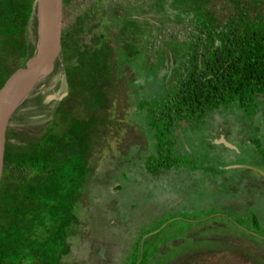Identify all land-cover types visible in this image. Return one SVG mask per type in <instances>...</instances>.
Returning <instances> with one entry per match:
<instances>
[{
	"label": "trees",
	"instance_id": "obj_1",
	"mask_svg": "<svg viewBox=\"0 0 264 264\" xmlns=\"http://www.w3.org/2000/svg\"><path fill=\"white\" fill-rule=\"evenodd\" d=\"M138 1L146 19L151 9L166 8L176 15L175 24L192 27L184 60L164 78L159 98L140 106L153 144L144 168L158 176L192 163L176 148L177 134L185 128L214 112L239 111L248 117L258 111L264 98V0ZM38 4L0 0V87L37 50ZM63 5L67 17L74 0H63ZM123 7L115 0H90L70 17L60 55L47 76L56 70L63 75L65 95L49 104L45 98L52 91L37 89L38 80L31 89L38 94L30 114L46 119L17 123L15 112L27 99L10 116L0 181V264H64L68 238L85 225L76 208L101 153L111 142L121 157L132 146L146 148V134L126 120L134 76L121 56L139 54L142 38ZM31 81L20 84L18 97ZM179 219L141 231L122 264H165L195 244L186 242L158 254L170 237L206 221L194 217L182 224ZM241 219L245 223L234 217L226 222L235 228L236 221L246 228L257 226L253 211ZM170 227L177 229L167 232Z\"/></svg>",
	"mask_w": 264,
	"mask_h": 264
},
{
	"label": "rangeland",
	"instance_id": "obj_2",
	"mask_svg": "<svg viewBox=\"0 0 264 264\" xmlns=\"http://www.w3.org/2000/svg\"><path fill=\"white\" fill-rule=\"evenodd\" d=\"M89 2L74 0L64 25ZM115 2L124 6L128 18L136 21L137 35L142 38L139 54L121 57L134 76L126 120L146 134L147 145L143 151L132 146L128 155L121 157L111 142L101 153L94 175L84 186L86 195L76 208L78 219L85 225L79 226L77 235L68 238L70 251L62 257L63 263L122 264L130 244L141 231L166 225L181 216L206 221L190 226L160 246L158 254L197 241L182 248L165 264H264V237L240 232L226 222L234 217L245 223L241 217L252 210L264 230V178L253 169L239 166L264 171V98L258 111L248 117L239 111L214 112L197 126L185 128L177 134L176 148L192 163L158 176L148 174L144 161L153 144L145 109L140 106L159 98L164 78H169L184 60L192 27L175 24L176 15L166 8L151 9L146 19L138 0ZM52 70L33 79L17 102L19 105L27 99L15 112L18 124H38L46 119V115L30 114L38 94L34 90H51L45 98L49 104L64 92L65 81L58 70L47 77ZM38 80L39 87L31 91ZM221 135L230 146L215 142ZM183 219L179 221L185 224ZM169 229L167 232L177 227Z\"/></svg>",
	"mask_w": 264,
	"mask_h": 264
},
{
	"label": "water",
	"instance_id": "obj_3",
	"mask_svg": "<svg viewBox=\"0 0 264 264\" xmlns=\"http://www.w3.org/2000/svg\"><path fill=\"white\" fill-rule=\"evenodd\" d=\"M39 5L40 0L38 4L39 40L37 50L34 56L26 61L25 65L16 67L0 87V181L4 166L6 129L10 116L16 108L17 102L22 97L17 96L20 84L26 79H37L50 72L61 51V39L64 27L63 0H47L45 23L44 19L40 16ZM65 93V91L62 92L58 98L64 96ZM215 142L230 146L222 135ZM239 166L252 168L264 175L263 171L253 166L242 164H239Z\"/></svg>",
	"mask_w": 264,
	"mask_h": 264
},
{
	"label": "flooded vegetation",
	"instance_id": "obj_4",
	"mask_svg": "<svg viewBox=\"0 0 264 264\" xmlns=\"http://www.w3.org/2000/svg\"><path fill=\"white\" fill-rule=\"evenodd\" d=\"M252 169V168H250ZM254 170V169H253ZM260 170V169H259ZM257 174L261 175L263 178H264V175L261 174L260 172H258L257 170H254ZM262 171V170H261ZM264 172V171H263ZM252 211V210H251ZM254 212V211H253ZM256 217H257V226H250V228H246L245 226L243 225H240L238 223H236L237 225V228L241 229V230H244V231H247L248 233H250L251 235H253L254 237L256 238H259V237H264V235H262V233H264V230L261 228L260 224H259V218H258V215L256 214V212H254ZM227 217V216H226Z\"/></svg>",
	"mask_w": 264,
	"mask_h": 264
},
{
	"label": "bare ground",
	"instance_id": "obj_5",
	"mask_svg": "<svg viewBox=\"0 0 264 264\" xmlns=\"http://www.w3.org/2000/svg\"><path fill=\"white\" fill-rule=\"evenodd\" d=\"M46 5H47V0H40L39 13L42 19H44V23L46 22V11H45Z\"/></svg>",
	"mask_w": 264,
	"mask_h": 264
}]
</instances>
